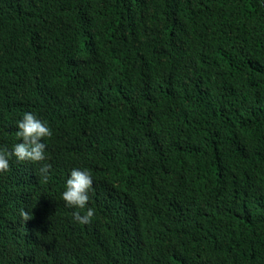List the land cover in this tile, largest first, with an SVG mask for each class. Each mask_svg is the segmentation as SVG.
Wrapping results in <instances>:
<instances>
[{
    "label": "trees",
    "instance_id": "obj_1",
    "mask_svg": "<svg viewBox=\"0 0 264 264\" xmlns=\"http://www.w3.org/2000/svg\"><path fill=\"white\" fill-rule=\"evenodd\" d=\"M25 111L50 168L0 174V264H264V0H0V148Z\"/></svg>",
    "mask_w": 264,
    "mask_h": 264
},
{
    "label": "clouds",
    "instance_id": "obj_2",
    "mask_svg": "<svg viewBox=\"0 0 264 264\" xmlns=\"http://www.w3.org/2000/svg\"><path fill=\"white\" fill-rule=\"evenodd\" d=\"M16 136L20 140L8 150L0 148V174L5 173L10 167V157L17 161L40 162L39 173L42 178L47 179L50 165L42 163L46 159V143L43 138L52 135L51 128L44 120L39 119L30 111H25L20 120L17 121ZM93 177L86 168L75 167L69 170L64 181L61 197L67 207L73 208V218L78 223L91 222L95 210L88 205L90 199ZM24 220L30 215L21 212Z\"/></svg>",
    "mask_w": 264,
    "mask_h": 264
}]
</instances>
